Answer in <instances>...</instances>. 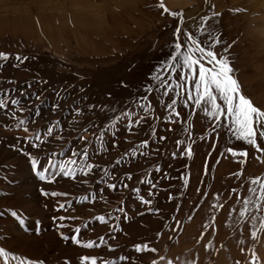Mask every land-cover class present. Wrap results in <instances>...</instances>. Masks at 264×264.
<instances>
[{
	"label": "rangeland",
	"instance_id": "rangeland-1",
	"mask_svg": "<svg viewBox=\"0 0 264 264\" xmlns=\"http://www.w3.org/2000/svg\"><path fill=\"white\" fill-rule=\"evenodd\" d=\"M178 27L181 41L189 32L226 56L264 110V0H0V91L19 101L0 111V248L15 255L0 264H264V199L251 183H264V141L237 139L157 87ZM85 147L88 175L40 179L49 161L82 165L73 152Z\"/></svg>",
	"mask_w": 264,
	"mask_h": 264
},
{
	"label": "snow or ice",
	"instance_id": "snow-or-ice-1",
	"mask_svg": "<svg viewBox=\"0 0 264 264\" xmlns=\"http://www.w3.org/2000/svg\"><path fill=\"white\" fill-rule=\"evenodd\" d=\"M159 7L167 12V8L163 3L159 4ZM173 17H178L181 21L183 20V13L173 12L171 13ZM206 22V21H205ZM181 29L178 27L176 30V42L174 43L173 52L169 55V58L162 62L163 67L159 71L167 72L169 77L176 80L175 85L169 83L168 79L163 78L159 71L154 76V79L159 80L158 88H164V95H169L171 92H175L176 96L184 100V107L194 105L197 109L205 113L209 117H214L217 123L221 122L228 128V130L239 140L246 141L249 145L260 148L258 139L264 141V110L259 109L254 106L249 98L241 92V86L238 80L234 78V70L230 66V61L226 56L218 55L212 50V45L206 46L198 38H196L192 33L185 32L184 40H180ZM209 35H211L209 33ZM219 40H215L214 44H218ZM226 51V50H225ZM199 53V55H197ZM8 54L0 53V60H7ZM16 59L22 62V58L17 56ZM26 59V58H25ZM2 68V65H0ZM175 74V75H173ZM179 89L180 91H176ZM157 90L152 86L146 88L147 92H152ZM147 97H141V100ZM39 99V97H37ZM176 99H172L171 103L166 104V108L175 112V106L177 104ZM19 101L13 99L9 96L7 91H0V111H4L7 116L9 105H18ZM58 107V105L56 106ZM145 110H150L151 105H142ZM24 108H12L11 119L15 120V127L22 129L25 132H29L30 129L26 126L29 121L18 117L17 112H23ZM37 110V115H38ZM132 115L128 111H124L120 116L113 117L114 120L119 122L121 118L128 119ZM179 115V113H176ZM141 123V119L135 121L136 125ZM58 126V125H57ZM56 126L49 127L47 129V135L51 136ZM131 127V124L129 125ZM87 130V129H86ZM110 131V128H106L104 133L100 134L103 138L105 133ZM35 139L37 141L43 142L40 135H36ZM39 147V144L36 145ZM148 146L147 141H143L139 147L144 148ZM135 152L136 149H133ZM231 151V149L229 150ZM73 156H80L84 163L79 167H76L78 161L72 158L65 160L60 164H52L50 167L43 168L39 171L40 179H46V174L50 181L56 176L57 172L65 177L75 178L78 175H88L95 167L92 163L88 162V152L85 147L83 152H73ZM33 167L36 168L38 161L33 158ZM119 163V161H117ZM55 169L56 171H53ZM131 179L129 175L127 177ZM252 184H260L261 195L257 199H264V183H261L258 179H253ZM126 186V185H125ZM109 187L115 189L117 185L110 184ZM249 192L255 194L257 192L256 188L250 187ZM47 195V193H45ZM53 196L57 195H67L66 193H51ZM87 199V198H85ZM145 204L150 203V200H144ZM251 199L244 200V209L240 211V216H245L248 212L249 204H252ZM63 207V206H61ZM259 208H257V211ZM118 211H123V209H118ZM14 215L16 213H13ZM255 219V217H252ZM61 219H64L61 217ZM99 220L103 221L104 217H99ZM261 227L264 228V221H261ZM255 236V233H252ZM74 242L79 243L78 240ZM85 247L95 246L93 242H88L84 244ZM139 250V246H138ZM9 255L15 258L14 254H10L7 250L0 248V257H3L5 262H7ZM82 264H96V259L92 257H82ZM35 264H42V262H35Z\"/></svg>",
	"mask_w": 264,
	"mask_h": 264
}]
</instances>
